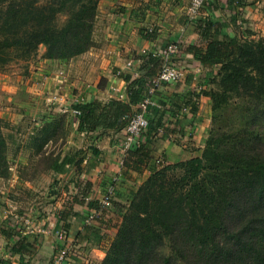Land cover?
Wrapping results in <instances>:
<instances>
[{
  "label": "trees",
  "instance_id": "1",
  "mask_svg": "<svg viewBox=\"0 0 264 264\" xmlns=\"http://www.w3.org/2000/svg\"><path fill=\"white\" fill-rule=\"evenodd\" d=\"M98 2L0 0V69L13 61H31L40 44L45 46V58L84 52L91 42ZM197 26L208 37L207 44L204 49H189L201 64L216 67L213 86L206 91L211 114L237 98L251 102V114L264 115V36L219 38L220 24L207 20ZM142 36L156 38L153 30ZM144 58L159 71L158 57L151 52ZM153 94L147 86L138 104ZM187 105L194 109L193 103ZM72 107L79 111L78 129L85 131L99 124L120 129L135 112L119 100L94 99ZM164 113L160 102L147 105L151 135L157 134ZM153 117L158 122L151 126ZM213 119L215 126L195 157L163 164L153 158L148 142L128 149L123 165L135 171L145 165L148 174L116 224L115 237L99 264H264V135L247 127L222 130L216 125L219 114ZM3 126L0 118V176L8 169ZM74 161V156H66L54 169L63 170ZM3 233L21 239L18 230Z\"/></svg>",
  "mask_w": 264,
  "mask_h": 264
},
{
  "label": "crops",
  "instance_id": "2",
  "mask_svg": "<svg viewBox=\"0 0 264 264\" xmlns=\"http://www.w3.org/2000/svg\"><path fill=\"white\" fill-rule=\"evenodd\" d=\"M191 3L192 0H99L98 8H106L108 15L107 55L114 65L104 89L74 93V87L81 83L72 73L73 67L81 62L75 58L83 53L70 59L42 57L30 62L23 75L0 74V118L13 122L12 127L2 129V134L21 136L23 131L19 132L18 126L25 122L65 113L71 126L68 143L72 149L52 161V174L64 187L58 199L61 203L57 202L50 212L45 211L47 208L29 212L9 209L4 200L11 186L6 188V181L0 177V264H53L60 248L53 232L61 225L65 227L68 246L61 264H99L103 260L105 245L98 240L106 231L114 234L117 221L110 218L113 213L104 220L93 221L88 215L97 209L108 188L112 190L108 210L118 212L122 196H127L133 185L147 176L148 169L142 165L140 171H135L123 165L127 156L122 148L125 127L99 124L89 131L78 129L72 104L94 99L103 103L119 100L129 104L131 111L136 110L148 79L158 72V65L153 66L144 58L154 48L169 42L183 45L180 63L184 77L155 91L152 103L160 102L165 111L160 128L152 135L146 130L129 151L148 142L153 158L170 164L189 158L194 148L204 147L209 126L207 115L211 114V98L206 91L213 86L210 81L216 75V67L201 64L189 49L190 46L204 49L207 44L208 37L202 36L197 23L208 20L220 24L219 38L237 34L264 36V0H203L196 12H192ZM145 30H153L156 38H144ZM246 30L251 33L246 34ZM124 74L129 75L128 80L122 77ZM54 95L59 97V103L48 101ZM186 102L194 104L192 111ZM156 118L153 117L151 126L158 122ZM70 155L75 158L73 163L64 165L60 171L54 169ZM64 201L69 207H62ZM12 230H18L21 239L7 238L3 233Z\"/></svg>",
  "mask_w": 264,
  "mask_h": 264
},
{
  "label": "rangeland",
  "instance_id": "3",
  "mask_svg": "<svg viewBox=\"0 0 264 264\" xmlns=\"http://www.w3.org/2000/svg\"><path fill=\"white\" fill-rule=\"evenodd\" d=\"M107 17L106 8L99 9L97 6L90 45L82 52L83 54L81 56L75 58H80L81 62L77 63L76 67H73L74 71L72 73L75 74L76 78L80 79L79 81L81 83L79 82L78 85L80 87H74V93L79 92L83 94L85 91L104 89L111 79L114 65L107 55L109 48V39L107 38L109 25H107ZM60 21H62V18H60ZM255 37L257 39L261 36ZM44 56L45 46L40 44L36 56L31 61H13L1 68L0 74L14 73L15 75H23L27 71V66L30 62L33 63L35 60L37 61ZM72 57L59 59H70ZM179 61L182 62V57H179ZM74 65L75 63L72 62V66ZM81 87L82 89L84 88L82 92L79 91ZM215 87L218 90V84ZM151 102H154L152 98ZM250 104L251 102L248 99L243 101L232 98L223 105L222 109L208 114L209 126L208 135H206L207 139L213 125L215 126L214 114H219L216 125L220 126L222 130L246 129L247 122L255 117V123L247 128H251L254 132L264 135V115L251 114L252 109L250 108ZM66 115L65 113L56 114L47 118L39 116L37 117L39 120L31 119L25 122L24 125L18 126V131H23L21 136H4L6 139L5 155L8 169L5 175L0 177L6 181V188L8 185L9 187L11 186L6 192L7 196H5L4 204L12 211L16 212L15 210L18 209L26 212L30 209L45 210L47 208L45 211L50 212L51 208L57 206V202L60 201L58 200L60 190L64 186L59 185L60 180L56 179L52 174V161L57 159L66 150V152H72L71 146L68 143L69 129L71 126L68 120L69 118ZM10 123L4 121L2 129L12 127ZM202 149L194 148L189 158L200 155ZM13 158L16 161H13ZM143 180L144 178L140 183L133 185V189L128 192L127 196H122L123 200L117 206L118 212L106 210L102 216L100 215V219L103 218L104 220L110 213H113L114 216H110V218H115L117 222L114 223L118 224L124 210L128 207ZM64 205L69 207V204L65 201L62 203V207ZM115 233L113 234L109 230L104 233L105 235H100L102 238L98 242L105 245V251L115 237Z\"/></svg>",
  "mask_w": 264,
  "mask_h": 264
},
{
  "label": "built area",
  "instance_id": "4",
  "mask_svg": "<svg viewBox=\"0 0 264 264\" xmlns=\"http://www.w3.org/2000/svg\"><path fill=\"white\" fill-rule=\"evenodd\" d=\"M203 0H192L191 9L192 12H196L202 5ZM183 52L182 46L176 42H169L165 45L154 48L152 51L153 56L158 57L161 60V67L159 71L148 81V92L153 94L161 85L170 82H177L184 77V71L182 69V63L179 61ZM58 96L54 95L48 100L49 102L56 104L59 103ZM153 104L150 97H145L140 104L137 105V110L127 118L125 126V136L122 142V148L126 152L131 148L132 144L146 132L148 128V120L145 116V110L147 105ZM73 115H78L79 111L72 109ZM112 198V190L108 188L106 192L99 199L98 207L93 213L88 215V219L98 218L104 211L110 207ZM56 240L60 243L58 253L53 259V264H61L67 255V233L63 228H57L53 232Z\"/></svg>",
  "mask_w": 264,
  "mask_h": 264
}]
</instances>
